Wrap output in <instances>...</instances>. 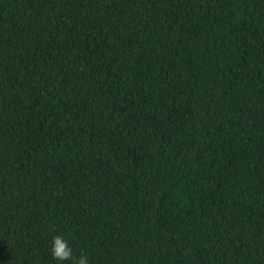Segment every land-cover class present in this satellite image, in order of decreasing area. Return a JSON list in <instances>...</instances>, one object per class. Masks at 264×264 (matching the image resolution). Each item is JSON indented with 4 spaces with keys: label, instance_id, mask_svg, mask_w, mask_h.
Returning <instances> with one entry per match:
<instances>
[{
    "label": "trees",
    "instance_id": "trees-1",
    "mask_svg": "<svg viewBox=\"0 0 264 264\" xmlns=\"http://www.w3.org/2000/svg\"><path fill=\"white\" fill-rule=\"evenodd\" d=\"M0 264H264V0H0Z\"/></svg>",
    "mask_w": 264,
    "mask_h": 264
}]
</instances>
